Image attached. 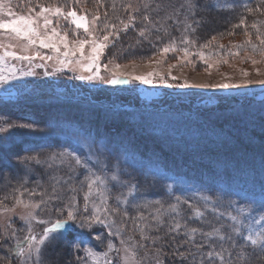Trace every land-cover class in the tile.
Masks as SVG:
<instances>
[{
	"label": "rangeland",
	"instance_id": "374dc122",
	"mask_svg": "<svg viewBox=\"0 0 264 264\" xmlns=\"http://www.w3.org/2000/svg\"><path fill=\"white\" fill-rule=\"evenodd\" d=\"M137 1L138 0L134 2L136 3ZM257 1L258 0H212L213 3L231 4L234 5L233 9L244 10H246L244 5L250 7L252 3ZM25 2L26 0H0V3L8 5L11 11L16 15L28 14V9L24 6ZM181 2L182 0H173L172 4L178 6ZM51 6L56 7L58 5ZM61 8L64 10L63 7ZM38 10L37 8V11ZM86 16L89 20L93 18L88 15ZM2 18L7 19L8 17L5 15ZM51 19L54 20L53 26L56 27L58 32L61 34L67 33L70 47L73 46L71 41L74 39L84 38L85 34L83 33V29H75V26L70 23V20H66L62 17H51ZM150 31L154 32L152 30ZM191 34V32L185 33L184 30L180 31V46L175 43L174 46L181 52L170 51L168 53H162L161 49L165 46H169V43L163 47L157 46L158 52L156 55L141 63L131 62L121 64L111 59L106 60L105 55L108 47L105 48L98 61L99 75L105 79L110 76H118L121 80L125 81L116 84L105 83L99 79L92 81L77 79L76 77L80 74L90 75L91 73L82 72L81 69L74 66V64L62 67L59 60L68 59L75 61L80 56V53H76L75 57L70 54L65 58L63 56L64 48L62 45L60 46L59 53L52 49H29L26 54L34 55L36 51H39L41 56H52L53 59L42 60L36 58L31 63L28 61H9L10 64L16 66L17 75H19L20 70H31L35 75L12 80L3 87H0V104H36L46 110H48V108L51 109V117L48 120L50 121V129L48 131H51L48 134L46 133L45 136L43 135L44 140H46L48 136H54L61 142L64 140L71 142L73 145L64 150L65 157L68 153L75 152L76 155L87 158L90 154V145L93 151L99 149L100 151L97 153V156L102 163L98 165V168L106 164L105 145L107 144V140L105 138L92 140L90 137H87L90 131L85 133L84 137L79 138V134L81 135L85 130L91 129V125L87 124L88 121L91 122L90 120L94 119L96 116H100L102 114V108L116 111L115 106L120 105L123 112H134L129 116L131 120L139 121L142 118L144 121H149V119L154 121L152 130L156 132V134H161L163 131L168 132L167 138L171 143L166 142L165 147L179 146V150L182 154L187 155V159H184L183 163H176V166L173 164L168 165L157 159V153L149 152L153 157L155 156L154 163H148L140 157L134 160L139 161L142 165L145 164V174L165 182L171 194L176 197L179 196L181 201L187 199L188 204L181 203L185 208L189 207V205L198 207L201 204L200 202H202L201 205L204 210L209 211L210 220L212 222L230 225L233 223L230 216L237 215V208L239 206H243L247 210L249 207L258 208V206L264 202V143L245 134L242 135L244 138L238 142L236 138L226 134L224 131H217L210 128L205 117H213L214 114L212 112L218 107H220L222 112L233 111V114L236 112L240 117H243V113L249 110L255 115L264 113V109L261 110V107L264 106V83H261V81H264V56H261L258 52L253 53L250 47L237 49L235 47L236 45H242L245 40L248 39V37H244L240 34L235 35L234 41L230 42L234 50L239 53L238 55H230L228 47L222 43V41L219 42L217 49H213V51H210L207 47H202L204 44L185 45L181 43L184 35H189L190 38ZM94 35L99 36L101 33L96 31ZM0 42L5 45H15L11 50H15L18 54H24L17 41L9 39L2 33H0ZM253 42L258 43L255 40H253ZM184 47L188 48L187 56H185L182 51ZM84 54L85 56L90 55V48L88 45H85ZM249 57L258 62L253 64L251 60L248 59ZM116 64H119L120 67H115ZM104 65H107V69H105ZM149 72L159 73L161 76L165 77L166 83L159 82L158 77L154 78L157 82L153 85H144L139 81L132 80L133 75H143ZM244 73H247V75ZM171 76H175L177 79L173 80ZM185 82H187L189 86L179 87V85ZM221 83L234 84L238 85V87H212L213 85ZM168 84H171L172 87H168ZM89 91H92V93L95 91L99 96L102 95L103 97L97 99V97H94ZM227 98L231 99L228 103L217 105L218 107L210 110L209 113H199L197 111L199 109L205 111L211 107L212 104L221 103ZM105 99L112 100L113 107H109V104H104L102 101ZM132 102H137L138 105L144 104L143 107L153 109V111H151L152 114L135 113L144 111L135 108ZM90 113L92 114L91 116ZM105 118H108V116H105ZM110 123H112V121H110L109 124ZM3 126L6 127L5 125ZM128 132L121 133L120 135L124 138L120 140L123 143L133 141L132 137L127 136ZM133 133L134 131H131L130 135L132 136ZM142 133L143 136H145L144 131H142ZM90 134H92V131ZM18 135L19 130L13 128L9 133H0V138L3 139V141L11 142L14 140L17 142V140L20 139ZM136 135L139 136V132H136ZM140 135H142L141 132ZM54 137L51 139H54ZM75 137L76 139L73 142L71 139ZM145 147L148 149L152 148L149 143L145 145ZM247 147L252 149L245 150L244 148ZM25 148H35L36 150L40 149V151L41 148H47V150L42 149V152L46 155V157L42 158L45 163L44 172L49 174V178L46 176L45 182L47 184L51 186L54 182L53 178H67L69 175L73 177L75 175V170L78 168L82 172L79 182L81 186V181L84 180L85 170L75 165L74 161L72 164L68 158H64L63 161L59 158L55 160L47 159L54 153H60L58 145L55 149H51V142L48 140L46 143L42 142V144H38L35 147L29 144ZM211 149H219V151L213 152ZM239 149L242 150L237 151ZM206 150H211L209 151L210 155L217 153L233 165L236 162H243L246 165L227 167L219 160L213 161V158L209 156L207 159L201 160L205 162L203 164L205 166H191V164L197 162L202 155H206ZM128 155L130 158L124 157L122 160L132 164V155H134V153H129ZM145 155H147V153H145ZM97 156H93L89 164L95 163ZM34 165L36 166V164ZM210 170L213 171L210 172ZM94 171H97V169H94ZM120 172L122 173L125 171H116L113 169L112 172L106 176L110 177L113 174H120ZM34 173H36V169L27 168L22 172V179L26 178L27 180L28 176ZM25 182V180H22V183ZM111 183L112 182H109V188ZM20 186L26 187L25 185ZM117 186L120 185L117 184ZM82 187L84 188L83 194H85L87 192L86 182ZM67 190L68 188L63 191L65 192L64 194L69 192ZM126 192L127 190L125 193ZM119 195L121 194L119 193ZM145 196V193H138L135 189L134 195L128 197V200L132 205L137 207L145 201ZM205 197H207V200L204 199ZM100 200L101 198L93 191L89 202L90 212L93 210V203L97 206H101ZM28 201L38 202L35 200H25V202ZM67 203L68 201L53 204L48 202L44 211L36 209L38 219L53 220L58 217L63 218L60 216V212L57 211V209L66 212L63 206ZM127 204L122 203L121 206H126ZM13 205L3 206L0 204V250L4 253L6 250L8 255L15 253L16 240L18 238L23 239L24 235L27 234L26 225L20 217L30 211V209H25L22 206H17L14 211L5 210L6 207L13 208ZM102 210L103 206H101V211ZM168 213L170 214V212ZM253 214L259 219V213ZM207 221L204 224H209ZM36 223V221L32 222L33 229H36ZM99 228L103 229L106 234L101 230H83L87 232V234L84 233V235L89 238L98 233H103L105 237L104 244L101 245L98 241L92 239H90V243L97 245L99 253H104L108 251L107 239H109V237L107 236V229L102 227ZM116 228L117 225L113 228V231H115ZM250 228L252 230L258 229L259 225H250ZM13 232L16 233L15 237L12 236ZM110 239H112L116 249L120 251L118 253L116 251L109 252L107 259L111 260L113 264H122L120 258L125 255L124 248H128L129 253H131L133 249L129 241L123 238L122 232ZM121 239L126 241L124 245H121ZM12 242L13 245L9 248ZM135 262L136 264H141L137 257H135ZM88 264H105V257L103 255H98L95 261L89 258Z\"/></svg>",
	"mask_w": 264,
	"mask_h": 264
},
{
	"label": "trees",
	"instance_id": "16d2710c",
	"mask_svg": "<svg viewBox=\"0 0 264 264\" xmlns=\"http://www.w3.org/2000/svg\"><path fill=\"white\" fill-rule=\"evenodd\" d=\"M31 1L33 5H58L63 7L65 11L74 9L78 12L77 14H84L91 17L98 14L101 21L105 20L104 14L107 13V22L116 25L117 30H119V39L117 40L110 37L109 46L106 49V60L111 59L112 61L114 60L115 62L121 64L145 62L156 55L158 52L157 46L163 47L168 45V43L170 44V42H172V39L175 41L176 45L180 46V31L184 30L183 25H174L173 22L169 20L166 24L162 23L160 25L159 33L155 31H149L146 33L148 35V39L144 40L139 37V31L142 27H144L139 14H136L137 19L135 21V26H130L127 32L123 30L121 20L128 22V16L134 14L131 10H125L126 5L131 3L134 6H143L144 4L154 6L156 0H138L136 3L134 2L136 0H80L79 3H75V0ZM172 1L173 0H171V3ZM113 5L115 6L114 8ZM257 6L264 8V4H261V0L252 3L250 8H256ZM150 15H152L153 21L159 19L153 13H150ZM241 16L246 18V24L248 25V32L251 35V39L257 41L255 30L251 28V24L253 22L257 23L260 30L264 32V14L261 12L250 14L244 9L224 11H217L213 9L211 11L199 13V17H203L204 20L197 28L196 32L191 34L190 39L195 41L194 44H205L207 41L211 40L213 36H215L216 39L207 47L210 51L217 49L219 42L222 41V43L228 47L230 53L237 52L230 44V42L234 41L235 35L240 34L244 37H248L245 35V29L243 27H233L235 24L239 23ZM229 32H233L234 34L229 35ZM89 92L93 94L94 97H97V99L103 97L102 95L99 96L95 91H93V93L92 91ZM230 100L231 99L228 101L226 100L227 102L225 103H216L205 111L200 109L197 111L199 113H209L210 110L217 108V105L226 104ZM102 102H104V104H109V107H113L112 100L105 99ZM132 104L135 108L144 111L135 113L152 114L151 111H153V109L143 107L144 104L138 105L137 102H132ZM115 107L116 111H110L106 108H102V114L99 112L101 114L100 116H96L94 119L90 120L91 122L88 121L87 124L91 125V129L82 132V136L79 134V138L84 137L85 133L89 131H92V134L89 132L87 137H90L92 140L105 138L107 140V144L105 145L106 164L101 167L104 171H99L97 173L99 175H109L111 173L107 171V168L109 167H111L112 170L115 169L116 171L124 170L125 172L117 174L120 177V180L125 183L131 182L132 185L136 186L135 189L138 193L146 194L145 201L137 207L131 203H128L126 206H121L123 202L117 204L116 197L121 196L119 193H125L127 189L117 185L115 188H112L110 184L108 204L106 205L109 208L119 207V213L113 215L111 218L116 222L117 227L123 229L121 231L123 238L126 241H129L141 264H157L158 260L160 264H181L180 257L174 255L177 245L183 244L186 240L192 241L193 239L196 243H199L202 240L201 231L211 232L214 228L219 229V234L208 238L209 241L213 242L214 249L216 251H220L222 246L224 249L232 251L227 239L220 240V236L227 237V235L232 233L228 224H217L212 222L210 220L209 211L203 209L201 205L202 202H200L201 204L198 207L192 206L187 208H185L183 204H179L177 212H172L171 206L177 204V201L175 200L176 196L170 193L165 182L161 179L154 178L153 176L144 173L145 164L142 165L139 161L134 160L140 157L148 163H154L155 156L153 157L149 154V152H154L157 153L156 157L158 160H161L168 165L173 164L176 166V163H183L184 159H187V155L181 153L179 146L165 147L166 142L171 143V141L167 138L168 132L163 131L161 134H156V132L152 130L154 121L150 119L149 121H144L141 117V120L139 121L131 120L129 116L134 112H123L120 105ZM262 109H264V106L261 107V110ZM50 110L51 109L49 108L46 110L36 104H0V126H6L7 122L17 125L31 124V128L29 129L17 128V130H19L18 136H20V139L17 140V142L14 140L11 142L3 141V139L0 138V201L3 202L0 203L1 205L11 206L15 203L16 198L23 199L24 201L27 199L38 201L41 198L47 200L48 196L51 195L52 185L50 186L45 182L46 176L49 178V174L44 172L45 163L42 158L46 157V155L42 152L43 148H41V151L40 149L36 150L35 148H25L29 144H32L35 147L36 145L42 144V142L46 143L49 140L52 146L51 149H55L58 145L60 153H64L65 149L73 145L69 141L64 140L61 142L54 136H48L46 140H44L43 137L46 133L48 134L51 131H48L50 129V121H48L51 117ZM232 112L233 111L222 112L220 107H218L212 112L214 114L213 117L207 116L205 119L210 128L217 131H224L226 134L236 138L238 142L244 138L242 135L245 134L264 143V113L255 115L249 110L243 113V117H240V115L236 112H234V114ZM91 115L92 114L90 113V116ZM105 116H108V118H105ZM110 121H112V123L109 124ZM131 131H134L132 136L130 135ZM142 131H144L145 136H143ZM124 132H128L127 136L132 137V142L127 141L123 143L120 141L121 139H124L120 136L121 133ZM136 132H139V136L136 135ZM140 132L142 135H140ZM53 137L54 139H51ZM75 139L76 137L71 140L74 142ZM148 143L152 148L148 149L145 147ZM244 149L250 150L252 148L247 147ZM43 150H47V148H44ZM211 150H213V152L219 151V149ZM211 150H206V155H202L200 159L194 164H191V166H205L203 165L205 162L201 160L207 159L209 156L213 158V161L219 160L227 167L246 165L243 162H236L233 165L217 153L210 155L209 151ZM240 150L242 149L237 151ZM129 153H134L131 161L133 165L122 160L124 157L130 158L128 155ZM145 153H147V155H145ZM37 154H39L42 163L36 166L34 164H30L28 168H32L33 170L36 169V173L28 176L27 180L26 178L22 179V172L26 169L17 165L18 157ZM65 158H67V156ZM70 162L73 164V161ZM212 171L210 170V172ZM44 174L46 175L43 176ZM81 176L82 172L77 168L72 180V185L77 189L76 192L73 193L68 189L67 191L69 192L64 194L65 192L63 191L68 187L57 186V193L61 196V200H51L48 202L53 204L62 201H69L72 196H75L77 205L82 209L84 203L83 197L85 194H83L84 188L79 184ZM22 180H25L26 182L22 183ZM20 185H25L26 187H22ZM17 189L19 191H17ZM196 211L203 212L204 216L196 217ZM125 212H127V216H124ZM168 212H170V214ZM141 216L143 219H140ZM156 217H159V222L155 219ZM52 221H55V219ZM123 221L127 222L126 227H124L122 223ZM206 221L209 222V224H204ZM134 222L139 223L141 226L152 225L153 227L145 228V233L153 239H157V243L153 244L151 239L142 240L140 238L139 231L132 227ZM176 222H179L181 225L179 232H169V229L173 227ZM44 226L45 225L36 223V229H33V232L36 234L41 233ZM156 228H159L158 232L156 231ZM192 228L197 229L195 234H191ZM91 230H101L104 234H106L103 229L99 228V226L93 227ZM80 232L87 234L85 230L74 226L73 230L68 234L66 240H62L54 246L49 247L45 253V264H65L66 260L72 258L70 256V241L73 237L80 234ZM185 233H188L189 235H185ZM173 237H175V239H173ZM11 245H13V242L9 245V248H11ZM185 247L191 249L193 253H197L198 251L191 242L185 245ZM258 247L251 245L245 247L244 251L241 253L243 258L237 260L233 257L232 264H264V253L260 252ZM206 250L207 249H205V251ZM235 251H239V249ZM180 252L184 253L185 248H180ZM77 254L82 255V252ZM225 259H228L227 252H225ZM0 264H18V260L14 254L8 255L6 250L5 253L0 250ZM183 264H200V255L197 254L195 259L189 257L183 262ZM216 264H219V261H217Z\"/></svg>",
	"mask_w": 264,
	"mask_h": 264
},
{
	"label": "snow or ice",
	"instance_id": "6c2138e0",
	"mask_svg": "<svg viewBox=\"0 0 264 264\" xmlns=\"http://www.w3.org/2000/svg\"><path fill=\"white\" fill-rule=\"evenodd\" d=\"M80 0H75V3H79ZM261 4H264V0H261ZM25 7L28 9L27 15H16L14 14L10 7L4 3H0V33L6 35L9 39L15 40L18 42L19 47L21 48L22 53L18 54L15 50H11L15 45L7 44L0 42V87L8 84L12 80H18L25 76H32L35 73L31 70L24 71L20 70L19 75H17V69L14 64H10L9 61H28L31 63L34 59H53L52 56H41L39 51H36L34 55L26 54L29 49L38 48V49H52L53 51L59 53L60 46L64 48L63 56L67 58L70 54L75 57L76 53H80V56L75 61L62 59L59 60V63L62 67H67L69 64H74V66L79 67L82 72L91 73L90 75L80 74L76 78L79 80H102L105 83L116 84L125 82L120 79L118 76H110L105 79L99 75V65L98 61L103 53L104 49L107 48L110 37L114 39H119V30L115 24H110L107 22V13L104 14L105 20L101 21L100 16L94 15L91 20L84 14H77V11L74 9L64 11L61 7L56 6H45L43 4L33 5L31 0H26ZM115 6L113 5V8ZM247 12L255 13L261 12L264 14V8L257 6L256 8H250L247 5H244ZM37 8L39 9L37 11ZM234 5L231 4H221L213 3L212 0H182V2L176 6L171 3V0H156L155 5L144 4L143 6H134L129 3L126 5L125 10H131L132 15L128 16V22L121 20L123 25V30L128 31L130 26H135V21L137 15L139 14L144 27L139 31V37L146 40L148 39V33L150 30L157 33L160 32V25L166 24L167 21L171 20L174 25H183L185 33H195L197 28L201 25L204 18L199 17V13L211 11L213 9L217 11L224 10H233ZM155 14L159 17L158 20L153 21L152 15ZM7 16V19L2 18ZM51 17H62L66 20H70V23L75 26V29H83L84 38H76L71 41L73 45L70 47L67 33L61 34L56 30V27L53 26V20ZM199 17V18H198ZM42 21V23H41ZM234 28L245 29V35L248 36V39L245 40L244 44L236 45L237 49L243 47H250L253 53H259L261 56H264V32L260 30L257 23L253 22L251 28L255 30L256 40L259 43H254L251 39V35L248 32V25L246 24V18L241 16L239 23L233 26ZM96 31H99L101 35H94ZM229 35H233V32H229ZM222 35V34H221ZM216 39L215 36L211 40L207 41L202 47H208L212 41ZM175 41L173 40L169 46H165L161 49L162 53H168L170 51H177V48L174 46ZM181 43L185 45L194 44L195 41L189 38V35H184ZM85 45H88L90 48V55L85 56L84 48ZM223 47V46H221ZM185 56L188 55V48L184 47L182 49ZM230 55H238V52L229 53ZM202 55V53H201ZM253 64H256L258 61L249 57ZM86 61V62H85ZM107 69V65H104ZM115 67L119 68L120 65L116 64ZM247 75V73H244ZM170 75V73H169ZM159 78V82L166 83L165 77L161 76L157 72H149L143 75H133L132 80L139 81L144 85H153L157 82L154 78ZM171 79H177L175 76H171ZM264 83V81H261ZM172 87L171 84L167 85ZM187 82L179 85V87H186ZM215 88H232L238 87V85L221 83L213 85ZM13 128L18 129H29L31 124H13L7 122L6 127L0 126V133H9ZM90 154L87 158H82L79 155H76L75 152H70L67 154V158L70 161H74L75 165L81 167L85 170L84 180L81 181V186L86 182L87 192L85 193L83 200L84 204L82 209L77 205L75 196H72L71 199L63 207L66 209L62 211L57 209L60 212V216L63 218H57L55 221L50 219H38L36 214V209L44 211L47 207L48 201L51 200H61V196L57 193V186H67L70 191L73 193L76 192V188L72 185L73 177L71 175L67 178L56 179L53 178V184L51 186V195L48 196V200L41 198L38 202L28 201L25 202L23 199L16 198L13 208H7L6 211H14L17 206H22L25 209H30L25 215L20 217L26 225L27 234L24 235L23 239H17L15 245L14 255L17 257L18 264H45V253L47 249L55 244L59 243L62 240H66L68 234L73 230V227H78L80 229H87L91 231L93 227L99 226L104 229H107V252L99 253L97 250V245L90 243V239L98 241L99 244L105 243V237L103 233H98L91 238L85 236L83 232L73 237L70 241V256L72 258L65 261V264H88V259L92 258L94 261L98 255H103L105 257V264H113L111 260L107 259L108 253L120 251L116 249L115 244L113 243L111 237L117 236L123 229L117 227L115 231L113 228L116 227V222L111 219L113 215L119 213V207H107L108 192L110 191L109 182L111 187L115 188L117 184L120 187L126 188L127 192L122 193L121 196L116 197L117 204L123 202L125 204L130 203L128 197L134 195L135 185H132L131 182L125 183L120 180L118 175L113 174L110 177L106 175H99L97 171H104L103 168H98V165H101L97 153L99 149L93 151L92 146H89ZM102 154V153H101ZM97 156V160L93 164H89V161ZM65 158V153H54L50 155L47 159L55 160ZM42 160L37 155H26L20 156L17 159V165L23 169H27L30 164L40 165ZM51 166V165H50ZM97 169V171H94ZM108 172H112V168H107ZM17 191H19L17 189ZM95 191L97 196L101 198L100 203L103 206L101 211V206H97L93 203V210L89 211V202L90 197ZM207 200V197L204 198ZM177 204L171 206L172 212H177L178 205L181 203L188 204V200L185 199L181 201L179 196L176 197ZM0 203H3L0 201ZM192 207V205H189ZM253 213H259V219ZM127 212L124 213V216H127ZM196 217H203L204 213L200 211L195 212ZM223 215V214H221ZM131 219V218H129ZM140 219H143L141 216ZM159 222V217H156ZM232 224L229 225L232 233L227 235V237L220 236V240L227 239L230 244V249H224L222 246L220 251H216L213 247V242L209 241L208 238L218 235L219 229H213L211 232L201 231L202 240L199 243H196L194 239L192 241H184L183 244H178L174 255L180 257L181 264L189 257L192 259L196 258V255H200V264H216L219 261V264H232V259L235 257L237 260L242 259L241 253L244 251V248L251 246H259L260 252L264 253V202H262L258 208L249 207L245 209L243 206L237 208V215L230 216ZM36 221L41 225H45L41 233L36 234L33 232L32 222ZM124 227L127 226V222H122ZM250 225H259L258 229L252 230ZM133 228L137 229L140 233V238L142 240L151 239L153 244L157 243V239H153L145 233L146 227H153L152 225L141 226L139 223H133ZM181 225L179 222H176L173 227L169 229V232H179ZM156 231H159V228H156ZM197 232L196 228L191 229V234ZM247 233V234H245ZM167 235V234H166ZM185 235H189L185 233ZM12 236L15 237L16 233L13 232ZM131 239V237H130ZM162 239V238H161ZM175 239V237H173ZM239 241V242H238ZM193 243L197 248V253H193L191 249L186 248L185 245L188 243ZM242 242V243H241ZM121 245H124L126 241L121 239ZM180 248H185V252L181 253ZM205 249H207L205 251ZM239 249V251H235ZM11 251V250H10ZM162 251V250H161ZM83 252V255H78L77 253ZM125 255L120 258L122 264H136L135 251L129 253L128 248H124ZM225 252L228 253V259H225ZM157 264H160L159 260Z\"/></svg>",
	"mask_w": 264,
	"mask_h": 264
}]
</instances>
